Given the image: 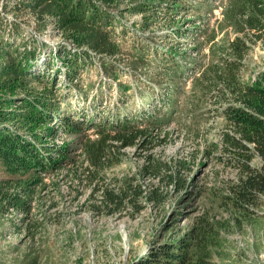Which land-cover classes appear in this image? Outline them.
<instances>
[{
    "label": "rangeland",
    "instance_id": "374dc122",
    "mask_svg": "<svg viewBox=\"0 0 264 264\" xmlns=\"http://www.w3.org/2000/svg\"><path fill=\"white\" fill-rule=\"evenodd\" d=\"M14 1L18 0H0V37L10 41L13 45L10 49H22L25 45L38 47L37 39L45 41L49 46L44 49L45 54L41 52L42 55L51 61L50 65L63 70L60 60L49 50L62 44L73 48L72 43L65 41L51 18L43 31L37 33L35 17L28 11L14 12L9 5ZM180 1L182 7L176 13L161 10L150 24L158 43L156 49H164V55L154 59L155 49L149 48L146 63L138 69L132 68L128 53L133 50V29L125 28L124 24H136L135 28L140 31L143 17L141 14H125L121 22L116 23L120 54L115 59L103 57L107 64L112 65V72L103 73L97 60L82 68L79 79L74 80L79 82V86H70V82L61 75H58L55 86L62 90L59 92L63 94V109L81 119L92 118L99 122L107 117L117 118L124 112L139 118L138 112L142 107L166 113L159 129L135 139L134 145L115 151L104 161L99 173L105 183L115 188H127L133 193L129 188L132 183L138 193L134 201L136 205L128 203L112 214L103 211L102 207L98 211L96 195H90L92 186L84 170L88 163L78 150L75 166L31 180L25 212L13 211L12 207L0 208V264H127L167 239L188 234L204 214L209 216L208 219L215 218L225 225L220 229L223 241L211 247L214 264H264V199L247 217L235 221L229 216V206L219 196L227 193L228 185L238 173L227 161L226 154L222 155L216 147L224 125L218 114L220 109L218 112L208 111L206 106L210 100H203L207 103L201 105L193 119L184 109L188 77L182 74L178 80L174 76L179 69L187 72L190 63L201 65L208 62L211 45H218L219 49L213 48L218 53L228 54V40L237 34L243 35L234 29V25L242 20L239 16L242 14V0ZM163 7L166 4H160L159 9ZM191 17H194L195 25L193 29H187L192 27L188 20ZM174 22L175 25H171ZM179 29L186 34L176 36ZM168 51L173 52V56ZM182 51L188 53L182 54ZM190 53L196 59L191 58ZM42 69L43 65L38 66L35 73ZM263 69L264 49L258 43L250 47L244 58L241 76L247 80ZM197 72L196 69L189 76ZM144 73H148L150 78L145 80ZM112 74L117 76V80L111 77ZM44 76L48 80L57 75L50 72L49 76ZM139 78L141 80L136 82ZM118 82L124 83L126 90H119ZM159 83L158 90L172 86L176 96L172 115L167 107H173V104L166 105L164 110L159 109L166 96L153 100L150 107L148 100L142 99L149 86ZM31 86L40 89L43 85L33 82ZM73 139L68 135L61 138L64 142ZM57 142L62 143L60 140ZM148 155L158 157L162 162L174 164L179 161L184 164L177 176L173 170L168 178L142 177L139 168ZM3 177L9 175L0 170V179ZM51 204L57 206L50 208Z\"/></svg>",
    "mask_w": 264,
    "mask_h": 264
},
{
    "label": "trees",
    "instance_id": "16d2710c",
    "mask_svg": "<svg viewBox=\"0 0 264 264\" xmlns=\"http://www.w3.org/2000/svg\"><path fill=\"white\" fill-rule=\"evenodd\" d=\"M163 3L166 7L159 9ZM180 3V0H18L9 4L16 13L28 11L35 17L37 33L43 31L51 18L54 27L65 41L72 43L73 48L62 44L49 50L60 60L62 70L50 65L51 61L42 55L41 52L45 54L44 49L49 46L45 41L37 39L38 47L25 45L22 49H10L13 46L10 41L0 37V170L9 175L0 179V208L6 210L12 207L13 211L25 212L31 180L75 166L78 150L88 163L84 170L92 186L90 195H96L97 210L102 207L105 209L103 211L112 214L128 203L136 205L134 201L138 193L132 183L129 188L133 189V193L127 188H115L105 183L99 173L104 161L112 157L115 151L134 145L135 139L159 129L166 113L152 107H139V118L124 112L117 118L107 117L99 122L92 118L81 119L63 109L62 90L55 86L58 75L69 81L70 86H79V82L74 80L79 79L82 68L97 60L103 73L112 72V65L107 64L103 57L115 59L120 54L116 23H120L125 14H141L143 17L141 32L135 28L136 24H124L125 28L133 29V50L128 53L132 68L138 69L146 63L149 48L155 49L153 58L158 59L159 55L165 54V50L156 49L158 43L150 24L161 10L176 13L182 7ZM240 9L242 20L234 25V29L243 35L237 34L228 40V54L218 53L213 49H219L218 45H211L208 62L201 65L190 63L187 72L179 69L174 74L178 80L182 74L188 77L184 109L193 119L201 105L207 103L203 100H210L206 106L208 111L218 112L220 109L218 114L223 118L224 125L216 147L222 155L226 154L227 161L238 176L228 185L227 193H221L219 198L229 206V216L235 221L253 214L254 207L264 199V69L247 80L241 76V66L250 47L260 43L264 49V0H242ZM188 20L192 22V27L187 29H193L194 17ZM171 25H175V22ZM146 29L151 32L146 33ZM182 33L186 34L179 29L176 36ZM195 52L197 54L198 50ZM170 54L173 56V52ZM188 55L196 59L191 53ZM40 65H43V69L35 73ZM165 69L169 70L167 67ZM196 69L198 72L189 76ZM42 72L46 76L50 72L57 76L47 80ZM111 77L117 80L116 75L112 74ZM147 78H150L148 73L144 76L145 80ZM140 80L136 79V82ZM33 82L42 83L43 86L38 89L31 86ZM117 85L119 90H126L124 83L118 82ZM159 85L149 86L142 99L148 100L150 107L153 100L155 102V99L166 96L159 109L164 110L166 105L173 104V107H167L172 115L176 102L172 86L158 90ZM90 129L93 131L89 132ZM67 135L74 139L71 142L62 141L61 138ZM183 164L179 161L174 164L162 162L160 158L148 155L139 171L146 178H168L173 170L177 176ZM56 206L51 204L49 207ZM208 217L204 214L199 218L188 234L167 239L127 264H214L211 247L223 241L220 229L225 225Z\"/></svg>",
    "mask_w": 264,
    "mask_h": 264
}]
</instances>
